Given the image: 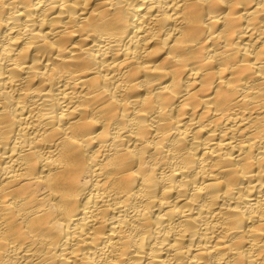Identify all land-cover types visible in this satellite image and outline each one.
Listing matches in <instances>:
<instances>
[{"label":"bare ground","instance_id":"6f19581e","mask_svg":"<svg viewBox=\"0 0 264 264\" xmlns=\"http://www.w3.org/2000/svg\"><path fill=\"white\" fill-rule=\"evenodd\" d=\"M0 264H264V0H0Z\"/></svg>","mask_w":264,"mask_h":264}]
</instances>
